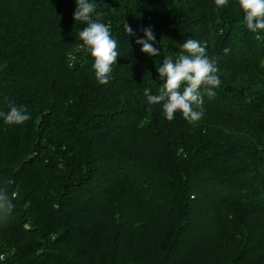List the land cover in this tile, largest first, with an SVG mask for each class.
I'll use <instances>...</instances> for the list:
<instances>
[{
	"label": "trees",
	"instance_id": "obj_1",
	"mask_svg": "<svg viewBox=\"0 0 264 264\" xmlns=\"http://www.w3.org/2000/svg\"><path fill=\"white\" fill-rule=\"evenodd\" d=\"M95 2L120 53L107 85L75 0H0V112L31 115L0 118V264H264V38L238 0ZM149 27L158 56L136 44ZM189 38L221 84L200 121L169 122L144 89Z\"/></svg>",
	"mask_w": 264,
	"mask_h": 264
},
{
	"label": "clouds",
	"instance_id": "obj_2",
	"mask_svg": "<svg viewBox=\"0 0 264 264\" xmlns=\"http://www.w3.org/2000/svg\"><path fill=\"white\" fill-rule=\"evenodd\" d=\"M75 3L77 7L73 19L86 25L79 31V39L94 58L92 67L95 79L100 85H107L111 80L113 65L120 55L118 42L110 34L109 27L101 22L104 13L97 8L95 0H75ZM238 3L244 13L246 28L256 34L255 39L264 38L259 35L261 30H264V0H238ZM227 4L228 0H215L218 8L226 7ZM124 31L129 36L134 35L132 28L127 24H124ZM143 31L144 38L136 40V44L141 45V52L149 56L160 55V50L154 47L155 35L151 27ZM206 48V43L187 39L180 46L181 51L176 54L175 59L166 57L157 68L159 78L163 81L158 94H152L151 88L144 89L148 104L162 105L163 115L169 122L177 112L189 123L200 121L205 114L203 94L206 93L209 98L213 97L214 89L221 84L217 74L220 57L210 58ZM229 51L228 48L224 49L225 54ZM0 118L8 125H22L31 119V115L23 107L10 104L9 111L0 112ZM13 207L6 192L0 191V210L4 212L5 217Z\"/></svg>",
	"mask_w": 264,
	"mask_h": 264
}]
</instances>
